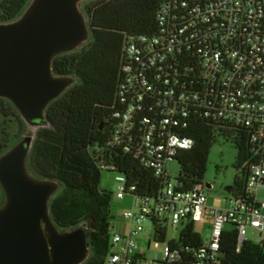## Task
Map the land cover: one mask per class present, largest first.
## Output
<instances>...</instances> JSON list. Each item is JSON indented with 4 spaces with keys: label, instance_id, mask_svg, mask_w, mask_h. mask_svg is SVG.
Segmentation results:
<instances>
[{
    "label": "built area",
    "instance_id": "1",
    "mask_svg": "<svg viewBox=\"0 0 264 264\" xmlns=\"http://www.w3.org/2000/svg\"><path fill=\"white\" fill-rule=\"evenodd\" d=\"M156 31L124 34L115 89L109 153L126 156L160 179L156 196H138L135 184L118 174L115 197H133L131 210L117 217L123 232L109 235L103 264H179L176 244L186 222L208 223L209 235L194 253L193 264H218L222 231L236 232L238 252L246 229L264 230V0H160ZM195 120L243 128L253 162L246 161L244 190L231 194L226 207L207 205L206 188L178 187L168 162L189 151L184 135ZM116 156V155H115ZM101 169L114 170L113 164ZM155 230L167 225L177 237L145 258L136 238L143 223ZM111 228V226H110Z\"/></svg>",
    "mask_w": 264,
    "mask_h": 264
},
{
    "label": "trees",
    "instance_id": "2",
    "mask_svg": "<svg viewBox=\"0 0 264 264\" xmlns=\"http://www.w3.org/2000/svg\"><path fill=\"white\" fill-rule=\"evenodd\" d=\"M29 0H0V23L16 19ZM160 0H95L84 12L89 16L90 41L75 52L57 56L52 70L57 75H73L77 81L44 111V122L35 134L27 157L29 171L40 178L56 180L59 192L49 204L51 219L59 229L83 226L90 255L83 264H103L109 249L110 194L98 187L102 164H113L117 174L135 184L136 195L154 197L160 179L126 156L109 153L107 141L114 126L111 118L124 34L153 33ZM124 13L127 26L108 24V13ZM0 114L13 116L12 106L0 99ZM243 128L195 120L184 135L194 141L189 151L175 157L178 187L188 190L202 184L209 150L217 135L229 138L236 150L235 166L240 178L227 191L242 193L247 175L244 162H253L244 140ZM22 131V132H23ZM10 145L0 138V154ZM193 222H186L174 246L178 245L179 264H193L194 253L202 244ZM155 243L165 241L164 230H155ZM169 243V242H168ZM264 239L260 244L243 241L236 252V232L227 226L221 233L218 264H264Z\"/></svg>",
    "mask_w": 264,
    "mask_h": 264
},
{
    "label": "water",
    "instance_id": "3",
    "mask_svg": "<svg viewBox=\"0 0 264 264\" xmlns=\"http://www.w3.org/2000/svg\"><path fill=\"white\" fill-rule=\"evenodd\" d=\"M83 1L29 0L16 19L0 23V99L25 127L0 154V264H83L90 255L83 226L62 230L51 219L49 204L61 184L27 167L36 131L47 126L46 107L77 81L55 74L52 61L90 41Z\"/></svg>",
    "mask_w": 264,
    "mask_h": 264
},
{
    "label": "rangeland",
    "instance_id": "4",
    "mask_svg": "<svg viewBox=\"0 0 264 264\" xmlns=\"http://www.w3.org/2000/svg\"><path fill=\"white\" fill-rule=\"evenodd\" d=\"M95 0L83 1L79 8L85 15L87 24H89V16L84 12V8L87 4L94 2ZM127 17L124 13H108L107 23H122V27L127 26ZM85 45V44H84ZM83 45V46H84ZM23 125L21 122L13 116H3L0 114V138L8 146L18 141L23 135ZM236 150L232 141L229 138L217 135L213 142L209 155L207 158V164L205 173L202 178L203 184H209L211 187L206 189L207 202L213 203L215 200H222L224 206L226 205V199L229 193L224 190L225 187L232 186L233 182L240 178V168L235 166ZM166 171L171 179H175L179 172V165L177 161H170L166 166ZM118 174L106 169L100 170V179L98 187L101 191H105L110 194L109 213L111 215L110 223H114L117 219V215L123 210H131L134 202L133 197L125 195L122 199L115 197L116 188L119 183L115 180ZM2 194L0 190V201ZM257 199L264 202V189L261 188L257 192ZM195 231L200 235L202 240H206L209 235L207 222H198L194 225ZM179 228L173 229L170 224L166 228V238L164 242L155 243L152 239V224L150 221L143 223L142 233L135 239L138 250L145 258H152L156 253H160L169 240L177 237ZM113 230L110 228V234ZM245 239L254 244H260L264 239V230H254L247 228ZM264 252V247H263Z\"/></svg>",
    "mask_w": 264,
    "mask_h": 264
},
{
    "label": "crops",
    "instance_id": "5",
    "mask_svg": "<svg viewBox=\"0 0 264 264\" xmlns=\"http://www.w3.org/2000/svg\"><path fill=\"white\" fill-rule=\"evenodd\" d=\"M228 197H229V196H228ZM228 197H227V198H228ZM226 200H227V199H226ZM226 204H227V201H226ZM207 205H209V206L221 207V208L226 207V205L224 206L222 200H215V201H214L213 203H211V204H209V203L207 202ZM124 226H125V222H124L122 219H120V218L117 217V219H115V222L111 224V229H112L113 231H115V232H123L124 229H125ZM207 227H208V223H207ZM250 229H251V228H250ZM254 230H255V229H254Z\"/></svg>",
    "mask_w": 264,
    "mask_h": 264
}]
</instances>
